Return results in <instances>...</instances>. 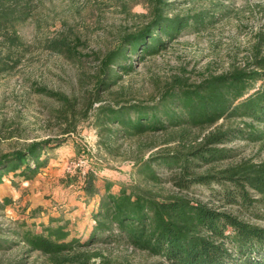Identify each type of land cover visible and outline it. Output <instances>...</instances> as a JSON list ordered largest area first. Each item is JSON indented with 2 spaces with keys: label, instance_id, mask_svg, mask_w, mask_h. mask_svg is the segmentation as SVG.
Instances as JSON below:
<instances>
[{
  "label": "trees",
  "instance_id": "16d2710c",
  "mask_svg": "<svg viewBox=\"0 0 264 264\" xmlns=\"http://www.w3.org/2000/svg\"><path fill=\"white\" fill-rule=\"evenodd\" d=\"M38 1L0 0V73L19 64L24 42L16 25L32 16ZM175 2L146 0L147 13L140 24L120 33L114 46L93 53L91 88L81 97L41 89L59 102V136L0 152V185L6 177L14 186L29 182L47 165V149L59 146L79 121L92 116L98 143L108 154L118 155L119 140L137 139L132 165L138 182L117 184L89 169L79 187L86 199L96 197L86 239L76 234L75 219L46 212V220L34 221L39 229L21 221L13 230L17 241L0 243L22 242L27 251L46 255L53 264H86L99 253L82 248L118 242L168 264H264V226L222 209L264 203V160L240 158L219 164L233 156L227 144L234 139L264 144V30L256 33L242 62L207 72L197 82L174 74L145 100L134 99L122 84L124 76L134 72V60L159 54L182 33L208 30L226 15L219 2L184 11L176 10ZM80 44L78 37L61 31L44 46L73 59L81 56ZM154 148L144 157L145 150ZM165 183L173 190L163 193ZM195 186L209 187L210 196L221 205L190 197ZM13 203L3 195L0 209ZM38 211L35 207L28 216L38 219Z\"/></svg>",
  "mask_w": 264,
  "mask_h": 264
},
{
  "label": "rangeland",
  "instance_id": "374dc122",
  "mask_svg": "<svg viewBox=\"0 0 264 264\" xmlns=\"http://www.w3.org/2000/svg\"><path fill=\"white\" fill-rule=\"evenodd\" d=\"M171 1H176L174 7L180 11L209 8L219 2L226 15L208 30L182 33L159 54L140 62L134 60V72L122 81L134 99H147L159 82L174 74H184L190 82H197L207 72H221L232 62H242L256 33L264 30V0H199L194 4ZM146 7V0H39L32 16L16 25L24 42L19 64L0 73V152L22 147L32 140L59 136L61 126L55 118L59 102L41 89L81 97L91 88L96 65L93 53L114 46L120 33L139 25L147 13ZM61 31L79 38L80 57L66 58L45 48L44 43ZM63 139L59 146L47 149L50 159L33 180L14 186L11 178L6 177L0 185V199L3 195L14 199L12 205L0 209V242L17 241L13 234L16 226L21 221L31 225L37 223L35 220H46V212L75 219L76 234L84 240L92 225L90 211L96 203V197L86 199L79 188L85 173L94 168L98 175L117 184L138 182L132 165L137 139L119 140L118 155L108 154L98 143L92 116L79 121L75 131ZM227 147L232 148L233 156L220 165L240 158L264 160L262 143L234 139ZM153 150H145L144 157ZM158 172L165 175L163 169ZM163 187V193L173 190L167 183ZM210 187L218 189L215 185ZM209 189L195 186L189 196L216 207L221 205V201L210 196ZM35 207L39 208L38 219L28 216ZM222 209L264 226V203L260 201L251 206L225 205ZM33 228L39 229L37 224ZM0 244V264H53L46 255L27 251L22 242ZM82 249L99 253L90 256L86 264H168L124 242Z\"/></svg>",
  "mask_w": 264,
  "mask_h": 264
}]
</instances>
